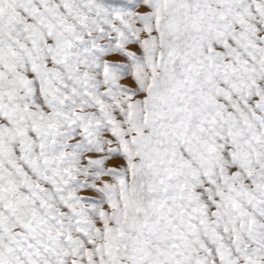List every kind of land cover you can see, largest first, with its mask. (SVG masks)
I'll return each mask as SVG.
<instances>
[{
    "label": "snow or ice",
    "instance_id": "6c2138e0",
    "mask_svg": "<svg viewBox=\"0 0 264 264\" xmlns=\"http://www.w3.org/2000/svg\"><path fill=\"white\" fill-rule=\"evenodd\" d=\"M0 264H264V0H0Z\"/></svg>",
    "mask_w": 264,
    "mask_h": 264
}]
</instances>
